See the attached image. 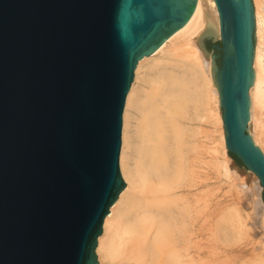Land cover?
Returning <instances> with one entry per match:
<instances>
[{
    "label": "water",
    "instance_id": "95a60500",
    "mask_svg": "<svg viewBox=\"0 0 264 264\" xmlns=\"http://www.w3.org/2000/svg\"><path fill=\"white\" fill-rule=\"evenodd\" d=\"M213 1L225 145L264 190V156L246 130L252 2ZM195 5L0 0V264H98L102 223L125 187L122 114L134 70Z\"/></svg>",
    "mask_w": 264,
    "mask_h": 264
},
{
    "label": "bare ground",
    "instance_id": "6f19581e",
    "mask_svg": "<svg viewBox=\"0 0 264 264\" xmlns=\"http://www.w3.org/2000/svg\"><path fill=\"white\" fill-rule=\"evenodd\" d=\"M251 2L257 45L246 130L264 156V5ZM204 36H220L213 0H196L187 23L136 65L122 114L125 187L102 223L98 264H264V190L254 173L217 152L228 150ZM221 166L233 179L230 204L211 197L209 172ZM245 238L251 261L226 256L223 247Z\"/></svg>",
    "mask_w": 264,
    "mask_h": 264
},
{
    "label": "rangeland",
    "instance_id": "374dc122",
    "mask_svg": "<svg viewBox=\"0 0 264 264\" xmlns=\"http://www.w3.org/2000/svg\"><path fill=\"white\" fill-rule=\"evenodd\" d=\"M187 32V31H186ZM203 47L205 49V51L207 52V56L209 58V61H212L213 64V68H217V66L219 65V59L216 58V55H218L219 53L214 49V46L216 45H220V41L219 38H215L212 36L209 37H203L201 39ZM257 45V39L255 37V29H254V48ZM137 84V82H136ZM140 83L138 82V85ZM137 86V85H136ZM135 121V119L133 121H131L130 125H133L132 123ZM133 129V127H132ZM131 129V130H132ZM248 132V131H247ZM121 148H122V144H121ZM219 150H217V152L221 153L223 155V158L226 157V159H230V163L236 166V169L238 170H244V168L242 167V165L240 164V162L235 159V158H231L229 156V153L222 149V147H218ZM121 152V151H120ZM214 155L213 159H216L218 157H220V159H222V155ZM228 159V160H229ZM120 168V167H119ZM242 172V171H241ZM244 178V177H242ZM233 182V179L231 177V175L226 172V169L223 168L222 166L219 167L217 170H213L211 169L209 172V188L210 191L212 193V198H216L218 200H224L227 201L228 204L232 203V194L235 193L234 189L231 188V184ZM263 196V195H262ZM262 200L264 201L263 197ZM253 249V245L251 244V242H249L247 240V238L245 239H240L238 241V243H236L235 245H229L227 247H223V250L226 252V256H230L231 255H237L239 256L241 259H243L245 262H249V260H252V254L251 251ZM225 256V257H226ZM102 264H112L111 261H104Z\"/></svg>",
    "mask_w": 264,
    "mask_h": 264
},
{
    "label": "trees",
    "instance_id": "16d2710c",
    "mask_svg": "<svg viewBox=\"0 0 264 264\" xmlns=\"http://www.w3.org/2000/svg\"><path fill=\"white\" fill-rule=\"evenodd\" d=\"M229 156L231 157V158H235L233 155H231V154H229Z\"/></svg>",
    "mask_w": 264,
    "mask_h": 264
}]
</instances>
